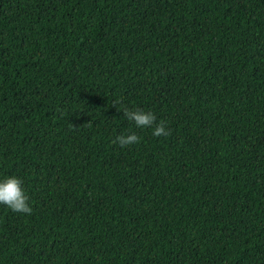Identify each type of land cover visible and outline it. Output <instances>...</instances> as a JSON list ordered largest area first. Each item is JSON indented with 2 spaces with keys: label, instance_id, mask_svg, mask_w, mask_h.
<instances>
[{
  "label": "trees",
  "instance_id": "trees-1",
  "mask_svg": "<svg viewBox=\"0 0 264 264\" xmlns=\"http://www.w3.org/2000/svg\"><path fill=\"white\" fill-rule=\"evenodd\" d=\"M0 175V264H264V0H0Z\"/></svg>",
  "mask_w": 264,
  "mask_h": 264
},
{
  "label": "clouds",
  "instance_id": "clouds-1",
  "mask_svg": "<svg viewBox=\"0 0 264 264\" xmlns=\"http://www.w3.org/2000/svg\"><path fill=\"white\" fill-rule=\"evenodd\" d=\"M115 103H119L115 101ZM123 118L134 125L135 128L148 129L153 137L167 136L169 128L167 121L157 120L155 113L147 108L133 105L131 107L120 104ZM141 137L136 131L125 130L115 137V141L121 148L135 145ZM0 204L5 205L13 212L30 213L32 207L29 195L24 187L23 178L18 175H0Z\"/></svg>",
  "mask_w": 264,
  "mask_h": 264
}]
</instances>
